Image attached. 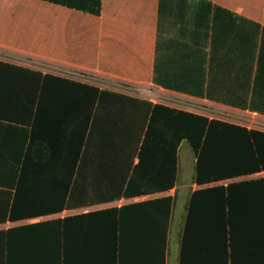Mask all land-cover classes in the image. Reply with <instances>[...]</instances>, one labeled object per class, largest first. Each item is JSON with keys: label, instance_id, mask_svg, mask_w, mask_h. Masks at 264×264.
Returning a JSON list of instances; mask_svg holds the SVG:
<instances>
[{"label": "crops", "instance_id": "1", "mask_svg": "<svg viewBox=\"0 0 264 264\" xmlns=\"http://www.w3.org/2000/svg\"><path fill=\"white\" fill-rule=\"evenodd\" d=\"M95 1L0 0V192H15L36 129L43 141L40 157L44 159L53 152L50 160L55 165L48 172L30 167L28 175L71 174L73 186L78 176L77 192L94 198L62 212L0 222V232L171 196L174 203L169 240L175 192L184 187L186 172L194 169L178 245L179 264L192 194L264 178V172L198 185L196 155L190 143L183 140L173 189L98 200L95 193L112 190L109 176L113 159L97 149L90 127L97 119L109 124L110 111L122 105L129 111L151 104L264 132V0H101L99 15L84 10L93 7ZM72 82L81 87L70 85ZM89 87L108 94L96 103ZM90 96L95 102L83 103ZM223 113H229L227 119L219 116ZM88 117L89 130L79 157L82 165L78 161L77 168L69 172L60 167L61 163L74 159L68 155L77 151L71 138L78 137V127ZM186 142L191 149L181 165L180 149ZM133 161L136 165L139 158ZM23 204L40 205L32 198ZM235 238L236 264H264V218L240 223Z\"/></svg>", "mask_w": 264, "mask_h": 264}, {"label": "trees", "instance_id": "2", "mask_svg": "<svg viewBox=\"0 0 264 264\" xmlns=\"http://www.w3.org/2000/svg\"><path fill=\"white\" fill-rule=\"evenodd\" d=\"M100 1L84 10L99 15ZM89 89L94 91L96 103L100 99L99 104L108 94ZM95 101L90 96L83 103ZM82 105L80 102V108ZM89 120L80 123L78 137L71 138L77 151L68 154L74 159L62 161V169L72 172L78 161L82 165L79 157ZM90 134L95 135L97 149L113 159L112 190L95 193L98 200L173 189L183 140L195 152L198 185L264 172V132L163 105L146 104L129 111L122 105L110 111L109 124L97 119ZM39 137L35 129L15 192H0V222L58 213L94 199L77 192L78 176L73 186L71 174L28 175L30 167L48 172L55 165L50 160L53 152L40 157L43 141ZM135 157L139 163L133 165ZM28 198L40 205L25 207ZM250 201L257 202L250 206ZM173 203V197L162 196L1 231L0 264H166ZM254 217L264 218V178L195 191L187 208L179 264H236L238 226Z\"/></svg>", "mask_w": 264, "mask_h": 264}, {"label": "rangeland", "instance_id": "3", "mask_svg": "<svg viewBox=\"0 0 264 264\" xmlns=\"http://www.w3.org/2000/svg\"><path fill=\"white\" fill-rule=\"evenodd\" d=\"M211 115L215 116L216 113L214 112H208ZM224 115H219L224 119H227L229 113H223ZM190 145L186 142L180 149V163L181 165H184L186 162L185 157H187L188 151L190 150ZM195 155L193 152H191V159L194 160ZM191 159H188L191 161ZM194 169H189L186 172V180H184V187L178 188L176 193V205H175V216L171 231V238L169 236L168 240V264H177L178 262V255H179V246L181 241V235L183 231V225H184V216L186 213V205L188 196L191 193L192 185L194 184ZM179 185H181V182L179 181ZM185 189V190H184Z\"/></svg>", "mask_w": 264, "mask_h": 264}]
</instances>
